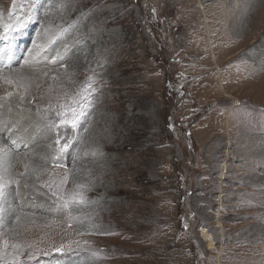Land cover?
I'll return each mask as SVG.
<instances>
[{
    "label": "rangeland",
    "instance_id": "374dc122",
    "mask_svg": "<svg viewBox=\"0 0 264 264\" xmlns=\"http://www.w3.org/2000/svg\"><path fill=\"white\" fill-rule=\"evenodd\" d=\"M200 1L22 0L56 15L58 70L26 97L24 121L48 122L0 128L15 153L0 160V264H264V201L243 166L245 143L264 144V0ZM39 25L12 26L16 43L1 30L2 54ZM77 33L84 68L66 79ZM28 69L34 89L45 71Z\"/></svg>",
    "mask_w": 264,
    "mask_h": 264
},
{
    "label": "bare ground",
    "instance_id": "6f19581e",
    "mask_svg": "<svg viewBox=\"0 0 264 264\" xmlns=\"http://www.w3.org/2000/svg\"><path fill=\"white\" fill-rule=\"evenodd\" d=\"M102 1H104V0H102ZM21 2H22V0H14L12 10H11V15H13V19H8L6 17H4L2 19L1 15H3V14L0 10V31L5 29V25H12L9 22H14L15 26L14 25H12V26L15 29H19L21 34H23V32H25V34L30 32V28L33 27V25L35 23H40V25H39L40 28L37 31L35 30L36 32L34 31L35 33L31 38V41L33 40V42L31 44L33 46H30V48L26 47L25 50H22V51L17 50V51H15L14 54L11 53L13 60L9 61V59H10V57H9V58H6L9 62L1 61V56L3 54L0 51V106L3 107V110L0 111V128L1 129L8 128V125H7L8 122H10V123L17 122L19 124H28V123L45 124L46 122H48L47 118L37 117V116H34L32 114L29 116V118L27 120L24 121L23 113H26V111L29 110L30 106H27L28 105L27 101L28 100L35 101L36 100L34 98L35 96L40 98V96L35 92L37 90H40L41 89L40 87H42L44 85V83H47V82L50 83V81L52 80V76H53L54 72L56 70H58V68L56 69V66H54L57 63L56 61L58 59H50V55H49L50 53H52V51L54 49L53 48V44H54L53 38L57 35V33H58L57 31L60 30L58 28L52 27L53 21H55L56 15L53 13V11H49L50 8L49 9L47 8V9H44L45 10L44 14L41 13L42 16L43 15L44 16L40 17L39 15H41V14L39 13V15H38V12L35 10V8L34 9L30 8L29 5L27 8L20 10L19 6H20ZM198 5L203 8V3L200 0H198ZM64 30H65V28H64ZM9 35H10V41L13 43H16V40L13 36V32H12L11 28L9 30ZM76 35H78V33L75 34L73 37H71L69 41L67 40L69 42L68 47L66 45L67 52L69 51L70 55H73V58H71V60L67 62L68 66H65L66 69H70L66 79L69 76L72 77V72L77 74L79 71H82V69L84 68V66H79L78 64H76L78 62H82V60L84 58L83 53L80 51V48L78 47V46H81V43H79V40L77 42L76 39L78 37ZM68 37H70V36H68ZM55 44H56V42H55ZM1 46L2 45H0V47ZM56 48H58V47H56ZM3 49L7 50L5 48H3ZM17 49H20V45L18 46ZM52 54H54V53H52ZM19 57H21L20 60H19ZM15 61H18V62H15ZM47 61H48V63H47ZM16 64H18V66H16ZM31 65H35L34 70H36V68H38V70L45 71L43 74H41L39 76L40 81L37 79L38 84L36 86H34V89L29 87L25 83L27 81V79L29 78V76H26L27 73H23L26 70H31V69H28V67H31ZM20 72L24 74L23 77L18 75V73L20 74ZM25 76H26V78H24ZM58 79H59L58 82L55 83L53 81V83L50 84L51 87L53 86L52 89L54 88V90L56 88H58V86L56 84L61 85L63 82L64 83L67 82L64 80V77H60ZM55 80H56V78H55ZM39 92H41V91H39ZM26 97H28L29 99L27 100ZM32 117L38 118L39 123L32 121V119H31ZM10 135H12V136H10ZM7 137H9V138H7ZM6 138L8 139V143L11 144L10 140L14 139V134L13 133L12 134H6ZM245 144H246L245 146L248 147V149L246 147H244V150L250 154H247V156H245V159L243 161V166H245V167L248 166L251 169L250 173L254 176L253 177L254 183H252V184L248 183L246 185L251 186L250 189L252 190V192L256 193L257 199H259V202H261L262 199L264 201V194H262V192H261V186H262L261 182L264 181V169L261 172H259L258 169L261 167L264 168V144H262L260 141H256V140L247 142ZM7 148L8 147H5V149H3L0 146V160H5L6 162H7V157L10 158V156L15 155V153H13L11 151V148H9V149H7ZM4 152H6L7 155ZM16 154H18V153H16ZM15 158H16V162H17L15 167H17L19 165V163L21 162V160L19 159V157L15 156ZM22 170H24V169H22ZM17 171L21 172L18 169H17ZM225 173H227V166L224 164L222 166V169H221V177L227 178L228 174L226 175ZM243 180H244V183H245V181H247L246 174L244 175ZM247 192H250V190L248 189ZM243 196H246V195H243ZM222 199H223V197H222ZM246 204L247 203L243 202L244 206H246ZM239 205H242V204H239ZM201 236L204 238L205 241H207L209 244H211V242H212L211 238L205 229L201 230ZM228 240L231 241V239H228ZM246 248H247V246H246ZM256 260H258V261L254 260L253 261L254 264H258V262H260L259 259L256 258Z\"/></svg>",
    "mask_w": 264,
    "mask_h": 264
},
{
    "label": "snow or ice",
    "instance_id": "6c2138e0",
    "mask_svg": "<svg viewBox=\"0 0 264 264\" xmlns=\"http://www.w3.org/2000/svg\"><path fill=\"white\" fill-rule=\"evenodd\" d=\"M11 27H12L11 25H5V30H7V29H9ZM81 107L83 108L84 106L81 105ZM79 115H81V116L84 115V111H81ZM76 119H77V117L74 116L72 120H65V121H62V123L73 124V126H74Z\"/></svg>",
    "mask_w": 264,
    "mask_h": 264
}]
</instances>
